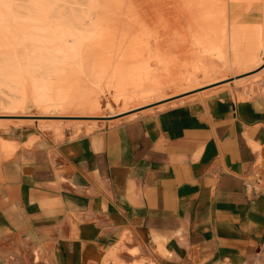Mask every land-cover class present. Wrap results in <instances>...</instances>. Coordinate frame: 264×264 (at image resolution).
<instances>
[{
  "label": "crops",
  "instance_id": "obj_1",
  "mask_svg": "<svg viewBox=\"0 0 264 264\" xmlns=\"http://www.w3.org/2000/svg\"><path fill=\"white\" fill-rule=\"evenodd\" d=\"M245 97L195 96L60 136L0 126V264H264V63ZM258 172L261 183L247 186Z\"/></svg>",
  "mask_w": 264,
  "mask_h": 264
},
{
  "label": "bare ground",
  "instance_id": "obj_2",
  "mask_svg": "<svg viewBox=\"0 0 264 264\" xmlns=\"http://www.w3.org/2000/svg\"><path fill=\"white\" fill-rule=\"evenodd\" d=\"M202 15L215 17V0H0V106L13 116L32 102L41 109L85 110L76 116L96 118L103 115L108 86L118 113H123L164 92L167 78L191 83L192 90L200 78L213 76L210 83L225 80L230 74L196 56L187 60L184 73L167 71L177 57V45L168 38L198 24ZM209 28L215 34V27ZM245 38L250 40V33L242 43ZM242 43L232 31V46L237 50ZM258 46L252 49L245 42L228 68H235L238 59L254 61ZM138 99L143 100L135 103ZM53 129L63 133L60 126ZM0 146L6 152L15 148L2 139ZM118 249L108 257L116 259Z\"/></svg>",
  "mask_w": 264,
  "mask_h": 264
},
{
  "label": "rangeland",
  "instance_id": "obj_3",
  "mask_svg": "<svg viewBox=\"0 0 264 264\" xmlns=\"http://www.w3.org/2000/svg\"><path fill=\"white\" fill-rule=\"evenodd\" d=\"M180 11V10H179ZM184 12L181 10L178 15L183 17ZM183 15V16H182ZM198 24L184 26L181 30L172 33L168 38V42L176 46L174 64L167 70L168 73H184L187 69V62L192 60L191 57H199L205 62L215 63L222 73L230 74V77L220 82L210 83L209 78H200L194 82L197 86L191 89V83L178 84L177 77L167 78V89L164 92L155 94L150 98L149 102L139 104L127 112L118 113L119 106L115 104L112 96V87L108 86L104 93L105 106L99 117L91 118L84 116H76L86 114L85 110L69 109L63 111L59 108L41 109L39 106L29 102L26 108L16 111L18 115H11V110L0 106V126H22L31 127L35 130H43L53 132L60 136L53 127H62L63 132H74L76 134L84 129L93 130L100 126L118 122L121 119L136 116L143 111L152 110L164 106L167 103H175L183 101L195 96H205L217 91H231L246 96V92L256 84L260 74H255L260 70L264 63V0H215V17L213 15L200 16ZM215 18V23L212 19ZM211 20V21H210ZM209 26L215 27V34L211 32ZM203 27L207 30L199 32V28ZM237 35L239 43H242L244 36L250 33L249 38L244 41L250 44L252 49L256 48L254 61H240L235 68H228L229 61L236 59L244 50L245 42L239 44L237 50L231 44V32ZM168 37V34H165ZM194 57V58H196ZM188 58V59H187ZM188 60V61H187ZM251 68V69H250ZM250 69L251 71H249ZM238 74H235V72ZM165 100H161L162 97ZM143 100V99H142ZM138 99L135 103L142 102ZM62 113L73 116H59ZM97 121H91V120ZM134 252L125 246L118 249V257L113 259L109 257V264H118L124 262L126 264L132 262L129 253ZM139 262V261H138ZM136 263V260H135ZM134 264V263H132Z\"/></svg>",
  "mask_w": 264,
  "mask_h": 264
},
{
  "label": "built area",
  "instance_id": "obj_4",
  "mask_svg": "<svg viewBox=\"0 0 264 264\" xmlns=\"http://www.w3.org/2000/svg\"><path fill=\"white\" fill-rule=\"evenodd\" d=\"M261 183V175L258 172H254L253 175H251L248 178V183L247 186L249 188H255L257 185H259Z\"/></svg>",
  "mask_w": 264,
  "mask_h": 264
}]
</instances>
